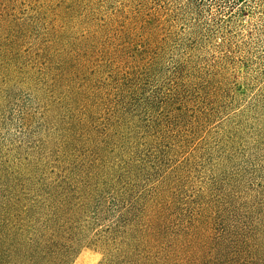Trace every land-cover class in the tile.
Instances as JSON below:
<instances>
[{
	"label": "trees",
	"instance_id": "16d2710c",
	"mask_svg": "<svg viewBox=\"0 0 264 264\" xmlns=\"http://www.w3.org/2000/svg\"><path fill=\"white\" fill-rule=\"evenodd\" d=\"M22 1L0 0V75L13 70L32 82L20 42L38 5L28 0L30 15ZM141 11L106 23L103 39L97 27L72 41L45 33L41 48L24 52L28 67L41 66L53 108L18 114L54 122L35 164L7 159L0 144V264H71L95 247L99 264H264V93L240 116L262 124L244 127L257 153L244 166L221 158L207 192L187 195L175 159L183 136L230 91L213 81L218 73L188 72L190 58L165 61L171 35Z\"/></svg>",
	"mask_w": 264,
	"mask_h": 264
},
{
	"label": "rangeland",
	"instance_id": "374dc122",
	"mask_svg": "<svg viewBox=\"0 0 264 264\" xmlns=\"http://www.w3.org/2000/svg\"><path fill=\"white\" fill-rule=\"evenodd\" d=\"M36 2L37 18L31 15V3L28 0L18 5L20 10L24 9V13L35 19L29 30V38L20 42V56H25L23 61L28 66L31 52L41 48L45 33L46 38L55 39L58 35H63L67 41H72L97 27L98 35L103 39L102 31L106 23L114 24V20L121 19V16L128 19L130 14L140 8V14L146 17L153 14L156 17L159 21L158 32L171 35L169 46L173 52L172 55L165 56V61L176 56L181 59L190 58L188 72L191 67L196 70L199 68L204 78H207V72L218 73L220 77L211 76L213 81H221L218 87L222 93L230 92L212 98L214 104L210 108L211 115L204 113L202 117L198 116L192 121L196 123L194 133L189 137L183 136L185 147L175 158L184 162L182 186L187 195L195 192L204 195V191L207 192L208 179L218 175L217 163L221 162V158L233 166H244L247 158L255 154L251 143L254 135H248L249 132L244 127L261 129L262 124L255 117L250 119L240 116L247 104L252 103L255 95L264 93V0ZM43 4L45 6L41 8ZM28 48L33 50L25 54ZM28 66L26 69L32 70L28 75L32 82L23 80L13 70L3 71L5 75H0V144L4 147L2 153L7 159L23 166L27 163L35 164L36 156H39L38 150L44 144L49 145V128L54 122L48 117L38 123V117H33L31 122L25 123L18 114V110L24 106L27 108L28 105L36 108L39 106L41 110L46 107L53 108L50 100H47L48 93H42L47 88L43 81L48 80L38 78L41 75V66ZM221 77L227 80L223 81ZM2 88L6 90L5 93ZM13 95L18 97V101L10 99ZM188 110L191 111L189 108ZM233 115L236 125L229 119ZM188 130L182 131L185 133ZM243 154H246L245 159ZM168 218L170 224L178 219L177 216L174 218V214ZM205 234L201 231V236ZM101 259L102 251L99 248H83L71 264H99Z\"/></svg>",
	"mask_w": 264,
	"mask_h": 264
}]
</instances>
